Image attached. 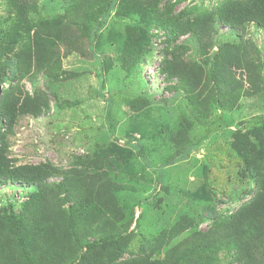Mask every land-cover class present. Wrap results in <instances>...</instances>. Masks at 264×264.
<instances>
[{
    "label": "rangeland",
    "instance_id": "374dc122",
    "mask_svg": "<svg viewBox=\"0 0 264 264\" xmlns=\"http://www.w3.org/2000/svg\"><path fill=\"white\" fill-rule=\"evenodd\" d=\"M228 1L35 0L8 45L13 15L0 0V101L43 104L1 129L11 163L94 187L91 197L49 187L43 212L25 209L22 245L0 211L3 263L181 264L198 254H183L188 243L199 249L264 189V30L223 26ZM36 40L43 51L25 52ZM135 49L145 53L126 63ZM35 187L0 185V209L21 212ZM210 249L198 257L236 264Z\"/></svg>",
    "mask_w": 264,
    "mask_h": 264
},
{
    "label": "trees",
    "instance_id": "16d2710c",
    "mask_svg": "<svg viewBox=\"0 0 264 264\" xmlns=\"http://www.w3.org/2000/svg\"><path fill=\"white\" fill-rule=\"evenodd\" d=\"M35 0H9L10 9L12 11L13 18L11 19L10 30L11 32L5 33L2 39L10 40L6 44H12V42H18V32L16 24L26 16L27 9L34 5ZM218 20L223 26L234 27L245 23H254L259 28L264 30V0H229L228 3L221 9ZM200 28L195 30V35L202 40L210 34L211 19L209 17L202 18L199 21ZM9 30V31H10ZM16 38V39H15ZM37 48L39 51H43L42 45H39L38 41H26L24 48L25 52L29 51V46ZM138 44L136 45V47ZM136 50V49H135ZM134 50V53H126L124 60L129 62L131 54H136L137 59L145 53L144 50ZM136 59H133L134 61ZM5 80V79H4ZM5 82V81H4ZM221 94V93H219ZM236 101V99H233ZM43 104L33 99H26L20 97L5 96L0 101V185H4L7 182H20L21 184L36 186L35 191L30 195L33 196L28 202L23 204V210L19 213L13 209L7 210V208L0 209V211L6 212V220L8 226L12 227L16 235L18 236L19 244L22 245V217L25 215V209L29 204H36V207L43 212L45 209V200L48 195V188L51 187L56 191L66 195L73 192L81 193L86 192L90 197L92 196L91 188L86 185L85 187L71 186L68 181H59L53 183H46L45 180L54 172L50 171L47 165H17L14 166L10 158L8 157L9 145L6 141V131L12 127L15 121L25 115L39 116L41 114ZM260 117L254 118L256 122ZM219 122H223L222 118L217 119ZM209 125L205 128L204 136L209 131ZM250 164V163H249ZM111 187L112 185L109 184ZM100 187V185H99ZM84 202H86L84 200ZM220 221H217L213 230L214 234L220 232V237L210 231L202 236V239L195 242V246L199 249H193L188 243L183 254L191 253L196 250L198 254L210 252V249L214 244L220 246V249L216 253L223 251L226 256L230 255L232 261L236 264H264V189H260L254 197L241 204L235 212L228 216L220 217ZM112 237L106 238L110 240ZM92 243H98L96 238ZM105 240L100 241L102 243ZM105 240V241H106ZM91 243H87L90 245ZM198 254H194L185 260L181 264H210L202 261ZM0 264L3 263L2 256L0 255ZM6 264H9L8 262Z\"/></svg>",
    "mask_w": 264,
    "mask_h": 264
}]
</instances>
